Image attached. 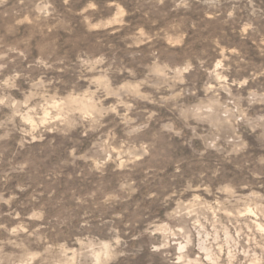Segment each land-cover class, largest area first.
Instances as JSON below:
<instances>
[{
  "label": "rangeland",
  "instance_id": "1",
  "mask_svg": "<svg viewBox=\"0 0 264 264\" xmlns=\"http://www.w3.org/2000/svg\"><path fill=\"white\" fill-rule=\"evenodd\" d=\"M0 264H264V0H0Z\"/></svg>",
  "mask_w": 264,
  "mask_h": 264
}]
</instances>
